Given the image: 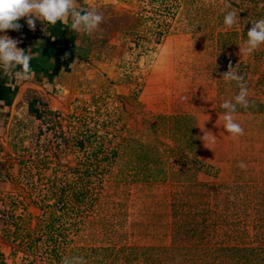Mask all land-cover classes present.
Returning <instances> with one entry per match:
<instances>
[{
	"label": "rangeland",
	"instance_id": "rangeland-1",
	"mask_svg": "<svg viewBox=\"0 0 264 264\" xmlns=\"http://www.w3.org/2000/svg\"><path fill=\"white\" fill-rule=\"evenodd\" d=\"M81 6L103 23L63 25L0 129V264H264V0Z\"/></svg>",
	"mask_w": 264,
	"mask_h": 264
},
{
	"label": "clouds",
	"instance_id": "clouds-1",
	"mask_svg": "<svg viewBox=\"0 0 264 264\" xmlns=\"http://www.w3.org/2000/svg\"><path fill=\"white\" fill-rule=\"evenodd\" d=\"M78 0H0V32L5 30L20 31L23 27L18 21L24 18L30 30L35 31L36 21L48 24H56L62 21L67 24L71 19L70 29L77 32H87L91 34L101 23L103 15L96 7H77ZM238 12L228 11L224 15V25L231 28L237 22ZM19 40L12 39L8 35H0V66L3 67L5 75L13 79H25L30 73V62L32 56L25 50L18 48ZM246 51L251 53L260 44L264 43V19L251 21V28L247 31ZM241 50V49H240ZM232 66L229 65V69ZM223 73L225 81H235L239 88L238 94L233 101H224L221 105L226 111L223 116V128L233 136L244 134V129L234 120L233 113L237 106L248 108V89L243 82V76L235 71ZM203 141L207 139L204 135ZM214 142V141H213ZM205 144V143H204ZM206 147L207 144H205ZM209 148V147H208ZM245 168L241 162L239 165ZM62 264H84L82 258H65Z\"/></svg>",
	"mask_w": 264,
	"mask_h": 264
},
{
	"label": "crops",
	"instance_id": "crops-1",
	"mask_svg": "<svg viewBox=\"0 0 264 264\" xmlns=\"http://www.w3.org/2000/svg\"><path fill=\"white\" fill-rule=\"evenodd\" d=\"M18 23L23 26L20 31L5 30L0 32V35L6 34L12 39L19 40L20 43L17 44V47L32 56L30 62L31 71L28 76L32 72L35 74L40 70L44 71V67L50 62H48L50 55H53L50 53L51 49H55L56 44L61 40L62 28L65 23L57 21L53 25L37 20L35 31L28 28L24 18H21ZM18 82H20L18 78L13 79L5 75L3 67L0 66V129L6 118L5 115L8 112V108L16 97Z\"/></svg>",
	"mask_w": 264,
	"mask_h": 264
}]
</instances>
